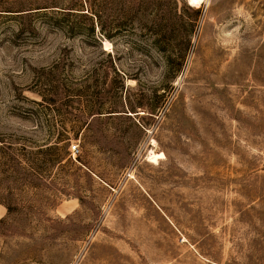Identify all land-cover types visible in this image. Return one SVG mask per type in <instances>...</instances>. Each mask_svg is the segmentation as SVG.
Segmentation results:
<instances>
[{
	"label": "rangeland",
	"instance_id": "obj_1",
	"mask_svg": "<svg viewBox=\"0 0 264 264\" xmlns=\"http://www.w3.org/2000/svg\"><path fill=\"white\" fill-rule=\"evenodd\" d=\"M0 264H264V0H0Z\"/></svg>",
	"mask_w": 264,
	"mask_h": 264
},
{
	"label": "bare ground",
	"instance_id": "obj_2",
	"mask_svg": "<svg viewBox=\"0 0 264 264\" xmlns=\"http://www.w3.org/2000/svg\"><path fill=\"white\" fill-rule=\"evenodd\" d=\"M202 2V0H189V4H199V3H201ZM155 154V153H154ZM158 154V153H157ZM156 154V155H157ZM160 155V154H159ZM157 157V156H156ZM156 159V158H155Z\"/></svg>",
	"mask_w": 264,
	"mask_h": 264
},
{
	"label": "built area",
	"instance_id": "obj_3",
	"mask_svg": "<svg viewBox=\"0 0 264 264\" xmlns=\"http://www.w3.org/2000/svg\"><path fill=\"white\" fill-rule=\"evenodd\" d=\"M70 150L71 152L77 151V145H71Z\"/></svg>",
	"mask_w": 264,
	"mask_h": 264
},
{
	"label": "trees",
	"instance_id": "obj_4",
	"mask_svg": "<svg viewBox=\"0 0 264 264\" xmlns=\"http://www.w3.org/2000/svg\"><path fill=\"white\" fill-rule=\"evenodd\" d=\"M197 12V11H196Z\"/></svg>",
	"mask_w": 264,
	"mask_h": 264
}]
</instances>
